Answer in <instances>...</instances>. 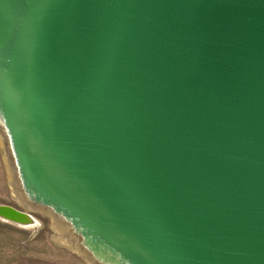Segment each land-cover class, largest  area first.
Masks as SVG:
<instances>
[{"label":"water","instance_id":"water-1","mask_svg":"<svg viewBox=\"0 0 264 264\" xmlns=\"http://www.w3.org/2000/svg\"><path fill=\"white\" fill-rule=\"evenodd\" d=\"M0 118L98 261L264 264V0H0Z\"/></svg>","mask_w":264,"mask_h":264},{"label":"rangeland","instance_id":"rangeland-1","mask_svg":"<svg viewBox=\"0 0 264 264\" xmlns=\"http://www.w3.org/2000/svg\"><path fill=\"white\" fill-rule=\"evenodd\" d=\"M0 203L34 216L38 223L33 229L0 219V264H104L82 243L70 222L26 195L1 124Z\"/></svg>","mask_w":264,"mask_h":264},{"label":"bare ground","instance_id":"bare-ground-1","mask_svg":"<svg viewBox=\"0 0 264 264\" xmlns=\"http://www.w3.org/2000/svg\"><path fill=\"white\" fill-rule=\"evenodd\" d=\"M0 124L4 127V131L6 133V129H5V126H4L1 118H0ZM6 135H7V133H6ZM9 177H11L10 173H9ZM39 205H41V204H39ZM4 206H7V205L0 203V219L1 220L8 221L9 223L20 226V227H28V228L34 229V227L37 226V224H38V223H36L37 219L34 216L29 215V217L31 218V220H29V221L21 220L12 211H8L7 209H5ZM42 206H44V205H42ZM46 207H48V206H46Z\"/></svg>","mask_w":264,"mask_h":264}]
</instances>
